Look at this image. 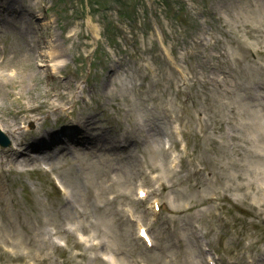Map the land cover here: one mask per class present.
I'll return each mask as SVG.
<instances>
[{
  "label": "rangeland",
  "instance_id": "rangeland-1",
  "mask_svg": "<svg viewBox=\"0 0 264 264\" xmlns=\"http://www.w3.org/2000/svg\"><path fill=\"white\" fill-rule=\"evenodd\" d=\"M124 1L109 0L103 11L93 13H89V9L82 11L86 5L83 0L45 2L46 9L53 8L54 11L44 12L46 23L51 25L54 33L52 37L59 36L58 42L62 43L61 30L63 36H73L65 44V56L71 62L69 75L64 74L59 81L69 79L75 86L85 87L84 81L90 76L88 86L98 91L96 98L106 109L108 119L115 122L113 112L117 107L114 104L122 97L123 102L119 106L124 109L120 113L128 116L133 124L124 125L118 120L121 126L132 129L134 123L141 119L146 120L148 129L154 127L159 131L165 126L159 110L162 98L156 104L145 105L138 95L133 96V108H130L124 96L131 95L128 89L135 83L131 82L132 69L137 77L136 68L142 72H146L144 66L148 65L153 71L158 69L159 62H150L143 42L146 41L147 48L151 46L149 49H152V40L170 31L180 40L178 55L187 52L191 67L196 65L197 73L190 78L191 88L182 97L195 96L199 86L204 88L202 96L205 101H200L198 112L201 111L211 123L208 133L214 136L205 135L204 139L209 152L196 140L195 147L192 145L191 163L167 166L163 150L151 149L155 145L151 139L152 132L147 138L138 134L143 143L151 139L148 144L144 143L146 146L132 145L134 154L150 149L144 154L143 163L131 160L126 165L130 169L122 175L111 176L114 163L108 160L101 164L62 160L56 172L53 170V175L38 173L17 177L15 181L7 177L5 183L10 189L6 186L0 198V264H197L200 259L201 264H206V254L209 253L223 260L224 264H246L250 258L261 260L264 254V201L260 203L263 208H259L258 200L264 197V0H190V4L187 0H172L181 6L186 3L188 7L189 26L181 29L167 19L163 9L154 18L156 7L151 2L147 6L145 0L133 1L134 6H128L132 13L126 15L127 4ZM22 2L30 10V2ZM31 2L35 4L37 0ZM56 6L59 9L56 10ZM121 8L122 12L119 11ZM90 23L97 32L91 30ZM57 25L60 30H55ZM37 30L43 32L39 26ZM112 30L118 38L113 45L108 43V33ZM37 35L38 32L22 35L15 31L0 33V60L5 49L6 69L23 65V61L9 62V57L32 58L33 47L27 46L23 39L34 41ZM195 37L205 40L208 48L205 51L199 44V55ZM95 39L101 41L106 49L103 54L107 57H104V63L96 64L95 70L83 78L81 72L89 71ZM159 49L162 57L168 60L171 52ZM198 56L201 61L192 62ZM214 56L218 58L214 59ZM85 59L86 63L81 68L78 63ZM121 60H124L122 66L119 64ZM212 72L225 79L222 87L209 80ZM146 74L151 75L150 70ZM124 76H128L127 81H123ZM151 78L155 79L156 91L163 94L161 74L160 78L155 75ZM44 79L45 75L40 74L28 83L45 90L47 81ZM40 82L43 84L38 85ZM0 83L2 112L1 99L7 98L8 87L6 81ZM176 93L175 89V97ZM85 97L89 98L88 94ZM23 99L29 101V95ZM11 101L6 102V107H15ZM250 103L255 108H251ZM20 104L26 105L25 102ZM211 104H222V108L212 110ZM155 106L156 113L153 114L148 107L153 110ZM252 111L257 115L249 114ZM46 112L45 117L51 114V110ZM88 113L95 121L101 117L97 111ZM197 115H192L189 123ZM155 121H160L158 127L154 125ZM248 122L252 125H245ZM160 138L166 140V144L171 135L162 133ZM221 139L231 140L234 145L226 147ZM171 155L175 160L179 153L172 152ZM150 164L157 165V175L161 174L167 181L168 188L162 195V201L170 206L152 226L153 249H147L138 240L136 223L130 220V216L143 218L144 225L152 221L149 203L136 201V190L141 184L150 191L157 188L152 182L155 174L150 178V172H146L145 179L137 177V169ZM130 175L134 178L131 179ZM53 179L63 188V193L52 190L54 182L51 184L50 181ZM141 180L144 181L140 183ZM66 197L77 204L76 210L65 209L62 201ZM213 198L220 202H212ZM104 227L109 231L103 233ZM84 229L85 233L82 232ZM86 242L102 244L96 248L88 247L90 244L85 245Z\"/></svg>",
  "mask_w": 264,
  "mask_h": 264
},
{
  "label": "bare ground",
  "instance_id": "bare-ground-1",
  "mask_svg": "<svg viewBox=\"0 0 264 264\" xmlns=\"http://www.w3.org/2000/svg\"><path fill=\"white\" fill-rule=\"evenodd\" d=\"M31 4L30 10L26 8L22 0H0V19L1 20H7L10 21V17H13L15 15H23L27 17L28 22L32 23V20H36L38 25H42L44 27H48V24L46 23V16L41 14L44 8L37 7L35 8L36 4H33L32 0H27ZM13 2L14 4H9ZM8 5L11 7H14V9H11ZM17 7V10H15ZM38 10V12L36 11ZM15 23V21H12ZM91 30L94 32H97V28L92 26ZM49 40H48V39ZM68 41L72 39V36H68L66 38ZM52 40V31L51 28H47L46 35L41 36L40 40L37 45V54L39 56L35 59V64L40 62L42 65L49 64L50 62H54L55 60L62 57V53L60 52V46L55 45L51 48L52 54L49 56H46V49L48 46L53 45L54 42ZM28 42V41H27ZM32 67V65H31ZM16 80L15 77H6L3 75H0V81L1 80ZM25 79L31 80L36 79V73H28L25 76ZM1 85V83H0ZM12 90L16 91L14 93L18 99H21L24 97L25 94H32L33 97L43 98L45 99L44 106L45 108L51 109L55 119H60L61 116L66 112V107L70 105V102L72 99H75L76 101H81L82 98H80V95H76L75 91L73 90V87L69 85L68 82L60 83L58 87L56 88H50L47 89L44 93L41 92V90L32 89L31 87L26 86H19L18 84L12 85ZM0 92L2 93L3 90L0 89ZM251 108H255V106L250 103L249 105ZM41 105L34 106V102L29 103L26 107L23 108V110L17 112L15 114V117H13L12 120L7 119H0L2 127L6 130V132L11 136L13 145L10 149H5V151H0V165H10L14 164L16 168L20 166L25 167H31L36 166L39 164V160L36 158H32L27 154L30 151H38L39 148L37 146V143L44 142L47 139L53 138L55 136V133L53 132H44L45 134H39L37 138L33 139L31 138L30 134L24 130H27V124L29 122H36V116L40 115L41 112ZM89 125H92L90 122H88ZM31 133V132H30ZM84 133V131H82ZM151 139H154L156 142L157 140V133L156 131L153 132V136ZM87 141V143L83 142ZM78 147L70 148L67 147L63 149V152H69L73 155H87V156H94V153H92L94 149V145L92 143V140L87 135H82V138L78 141ZM87 145L90 147L88 148ZM56 152H51L49 156V160L53 161L54 157L56 156ZM45 160V158L43 159ZM47 162V161H45ZM161 188L164 189V183H161ZM260 206V205H259Z\"/></svg>",
  "mask_w": 264,
  "mask_h": 264
}]
</instances>
